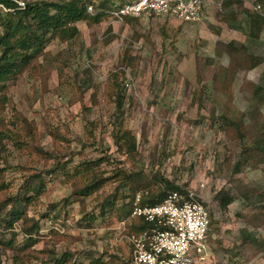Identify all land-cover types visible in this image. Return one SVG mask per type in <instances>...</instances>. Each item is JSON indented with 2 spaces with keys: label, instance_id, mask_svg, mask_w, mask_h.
<instances>
[{
  "label": "rangeland",
  "instance_id": "rangeland-1",
  "mask_svg": "<svg viewBox=\"0 0 264 264\" xmlns=\"http://www.w3.org/2000/svg\"><path fill=\"white\" fill-rule=\"evenodd\" d=\"M111 1L108 9L126 0ZM209 1L200 22H77L75 38L50 39L38 64L3 84L0 264H53L51 253H68V264H130L124 205L134 193L163 188V180L194 194L210 213L208 255L199 264H264L263 252L242 244L245 233L264 241V163L242 164L246 142L225 123L246 127L256 109L264 112L245 88H264V62L238 70L230 96L212 87L228 63L221 44L241 43L264 57V26L251 40L244 12L264 19V1L228 9L225 0ZM125 131L135 139L132 153L116 141ZM38 149L42 154L33 153ZM93 182L100 188L80 195ZM39 183V195L26 192ZM223 193L232 197L225 208ZM15 209L25 220L8 224Z\"/></svg>",
  "mask_w": 264,
  "mask_h": 264
},
{
  "label": "trees",
  "instance_id": "trees-1",
  "mask_svg": "<svg viewBox=\"0 0 264 264\" xmlns=\"http://www.w3.org/2000/svg\"><path fill=\"white\" fill-rule=\"evenodd\" d=\"M258 1L263 2L264 0ZM86 2L93 4L95 10H105L112 6L111 0H46L28 5L22 11L15 10L12 13L0 12V26L2 29L0 36V92L5 89L4 83L14 80L26 68L38 64L37 60L45 53L46 44L50 39L56 38L62 42L71 40L78 34V30L75 27L77 22L86 21L94 24L100 22L103 16H106L100 12H97L94 16L88 15L85 8ZM0 3L9 6L7 0H0ZM234 5L243 7V0H225L223 3L225 9ZM244 12L249 26L248 37L256 41L260 38L263 30L264 19L258 13H251L245 9ZM219 53L227 56L228 63L225 67H220L213 76L212 87L216 92L227 96H230L231 84L238 70L249 71L264 62L263 56L251 54L245 45L237 42L221 44ZM245 88L258 105L264 104L263 87L255 85L252 82H247ZM116 97V110H120L122 108L123 96L118 93ZM4 103L5 97H0V106H3ZM12 123L16 125L17 121L14 120L11 122V125H13ZM225 123L227 130H232L228 132H234L241 142H246L241 149L242 164H245V166H256L257 164L264 163V112L256 109L251 114L248 126L246 127L236 126L232 121L227 119H225ZM1 124L0 120V126ZM26 127L32 130V127L27 123ZM116 141H123L128 153L135 151V139L128 131L117 135ZM33 153L39 155L42 154V151L38 149L33 151ZM51 157L53 155L49 153L47 158ZM236 167L235 170H238V164ZM88 169L91 170L90 167ZM124 178L129 179L127 175H124ZM163 183V188L160 187L156 190L144 192L142 195L139 192L140 204L149 206L158 204L171 192H177L181 195L187 194L183 188L172 182L163 180ZM99 188L100 183L93 182L85 185L79 192H81L80 195L89 196ZM3 189L4 184L0 182V191ZM42 190H44L43 185L39 183V185L29 186L26 192L37 196ZM136 194L134 193L133 197L124 205H128V216L131 203ZM218 201L219 206L225 208L232 202V197L229 194L223 193L221 196L218 195ZM20 203L21 200L17 199L14 205L16 206ZM9 215L12 217L8 224L18 219L25 220L22 212L17 209L13 210ZM151 227V224L140 218L131 219L129 232L130 234H141L151 229ZM26 233L30 235L31 231H26ZM242 244L250 248H258V252L264 253V241L258 240L250 234L245 233ZM51 255L53 257L51 259L53 264H68L70 262L68 253L62 254L58 258L54 257L53 253ZM91 264H105V262L102 263L100 260L95 259Z\"/></svg>",
  "mask_w": 264,
  "mask_h": 264
},
{
  "label": "built area",
  "instance_id": "built-area-1",
  "mask_svg": "<svg viewBox=\"0 0 264 264\" xmlns=\"http://www.w3.org/2000/svg\"><path fill=\"white\" fill-rule=\"evenodd\" d=\"M7 1L9 6L0 3V12L22 11L28 5L46 0ZM210 4L209 0H126L108 10L96 11L93 4L87 2L85 8L88 15L100 12L107 16L110 24L120 25L127 19L143 16L200 22ZM1 33L0 26V36ZM139 218L152 227L141 234L128 235L130 264H199L206 259L210 214L194 194L171 192L162 202L149 206L140 204V194L137 193L128 220Z\"/></svg>",
  "mask_w": 264,
  "mask_h": 264
}]
</instances>
